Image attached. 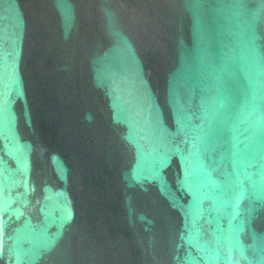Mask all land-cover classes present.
Returning a JSON list of instances; mask_svg holds the SVG:
<instances>
[{
	"label": "water",
	"instance_id": "95a60500",
	"mask_svg": "<svg viewBox=\"0 0 264 264\" xmlns=\"http://www.w3.org/2000/svg\"><path fill=\"white\" fill-rule=\"evenodd\" d=\"M0 264H264V0H0Z\"/></svg>",
	"mask_w": 264,
	"mask_h": 264
}]
</instances>
